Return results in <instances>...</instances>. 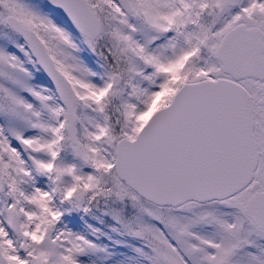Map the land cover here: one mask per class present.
<instances>
[{
	"label": "snow or ice",
	"instance_id": "6c2138e0",
	"mask_svg": "<svg viewBox=\"0 0 264 264\" xmlns=\"http://www.w3.org/2000/svg\"><path fill=\"white\" fill-rule=\"evenodd\" d=\"M0 264H264V0H0Z\"/></svg>",
	"mask_w": 264,
	"mask_h": 264
}]
</instances>
